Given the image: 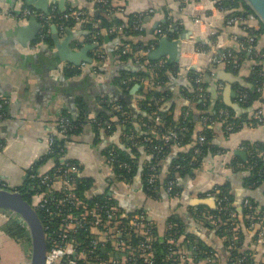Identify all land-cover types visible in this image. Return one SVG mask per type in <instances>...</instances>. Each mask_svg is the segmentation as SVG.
<instances>
[{"label":"crops","instance_id":"1","mask_svg":"<svg viewBox=\"0 0 264 264\" xmlns=\"http://www.w3.org/2000/svg\"><path fill=\"white\" fill-rule=\"evenodd\" d=\"M182 1L113 0L108 15L119 17L123 24L112 26L109 32L103 30V44L88 52L92 62H82L77 66L81 73L68 76L64 69L71 64L59 60L53 41L35 42L42 26L34 41H29V32L23 33L19 38L18 27L26 25L28 21L20 17V13L24 7H31L38 13L48 14L55 6L56 13L64 12L69 7H84L91 15L92 3L88 0H32L28 3L25 0H0V99L8 101L5 105L6 116L0 120V141L3 144L0 149V184L10 190L22 185L28 168L46 153L48 136L54 130L58 116L63 112L75 115L81 103L86 107L87 118L77 133L61 139L64 141L62 159L78 167L77 184H82L84 179L91 181V186L83 191L84 197L87 200L110 197L122 214L145 216V220L156 230L154 238H166L168 231L173 228L176 231L178 249H183L185 253L189 250L191 242L187 240L185 244L184 241L190 235L214 251L217 263L227 264L229 248L225 245V238L221 236L214 221L210 226L205 219H210V211L216 208L214 198L207 194L217 186L227 184L233 203L239 211L243 208L244 199L252 197L257 202V210L263 209L261 213L264 215V182L257 188H248L245 178L249 173L243 167L248 145H264V33L254 36V46L245 56L242 55L237 73L227 69L224 64H216L218 66L214 67L212 73L206 75L210 110L220 102L225 108L231 109V115L240 119L241 124L234 131L227 132L221 121L210 123L213 129L211 145L199 156L196 168H190V172L178 176L180 191L177 197L170 196L162 185L159 194L148 199L144 191L142 172L138 174L137 170L131 181L116 173L107 160L106 150L121 144L122 130H96L93 123V117L103 110L100 104L104 97L112 98L119 87L113 81L118 70L137 72L130 69L133 65L142 67L141 59L144 58L169 64L166 50L158 59L149 57L162 36L174 40L182 32H192V35L180 42L179 58L174 62L179 69L178 74H170L163 86V91L168 94L162 107L166 110L173 108L176 117L181 106L189 103L185 91L190 86V79L185 71L192 69V66L207 69L215 65L209 62L211 49L203 53L196 51L199 43L195 41L196 37L208 43V32L213 29L216 32L217 49L228 48L237 54L247 51L243 49V45L248 35L259 27L258 21L234 14L232 17L242 16V19L229 22L231 17L227 19V12L221 10L213 0H196L193 4ZM131 13L144 15L141 27L145 34L132 36L133 42L141 41L145 45L147 41L158 36L160 22L165 18L170 21L172 36L163 33L155 44L148 45V49H140L129 59L122 61L118 51L125 36L123 28L127 26L125 23ZM37 20L42 25L41 18L37 17ZM50 26V34L55 27L61 38L66 37L68 28L75 33V38L70 41L73 50H78L85 44L87 32L83 22L77 21L72 27L60 29L53 23ZM113 31L116 34L111 39L109 33ZM94 56L101 58L95 59ZM146 63L147 60H144V64ZM256 65H259L258 71L263 75L257 86L261 100L246 107L237 101L238 90L241 87H254L248 77L256 71ZM98 68L103 69L102 72ZM141 84L146 86L148 82L142 79L129 90V97L134 104ZM153 84L150 82L148 85ZM228 102L240 104L241 109L237 111L231 108ZM258 110L261 111V120H258L260 122H248L254 119ZM191 112L194 125L192 140H197L203 122L200 119L198 121V115H201L198 110L192 109ZM124 128L125 126L122 127ZM194 142L174 145L172 151L158 162L160 182H164L169 174L172 160L177 153L187 151ZM140 152L139 166L143 167L146 156L142 150ZM53 167L54 161L48 159L39 167L38 172H50ZM197 199L209 202L197 203ZM241 221L237 227L241 226L242 229V251L251 259L252 264H264V245L257 242L258 228L247 227L242 218ZM1 225L4 224L1 223L0 227ZM30 250L29 233L22 240L0 235L2 264L26 262L29 260ZM101 252L103 264H112L108 246L103 247Z\"/></svg>","mask_w":264,"mask_h":264},{"label":"trees","instance_id":"2","mask_svg":"<svg viewBox=\"0 0 264 264\" xmlns=\"http://www.w3.org/2000/svg\"><path fill=\"white\" fill-rule=\"evenodd\" d=\"M88 1L92 3L93 13L91 15H89V10L84 7H69L66 8L64 12H57L51 19L50 23H53L58 29L61 27H72L77 21L75 17L71 15V10H84L87 13V20L83 22L84 29L87 32L85 43L101 46L105 38L103 30L109 32V29L112 26L117 27L123 24V20L115 15H108V10L110 9L111 2L113 0H105V3L99 2L97 0ZM185 1L186 0H183L182 3ZM216 4L219 8L227 12V19L232 17L234 14L246 16V14L252 12L251 8L244 0H217ZM164 12L166 16V9H164ZM65 14L70 15L68 17H64ZM143 17L144 15L140 13H131L128 15V21L125 23L127 26L123 28V33L125 36L121 41V46L118 51L120 60H127L133 55L134 52H137L140 49H146L151 43L155 44L157 42L159 35H156L154 38L147 41V44L145 45L141 41L133 42L132 36L145 34V30L143 31L142 28L140 30L134 28V24L136 22H139L141 25ZM50 25L45 24L43 32H45L46 29L51 28ZM160 26L164 33H166L168 36H172L170 31V21L168 18H165L163 22H160ZM259 33H264V25L261 23V21L259 22V27L251 32V34L254 36ZM109 34V38L113 39L116 32L113 31ZM174 35L176 36L177 34ZM214 40L215 37L210 38L211 43H213ZM39 41L52 43L50 32L42 39L40 38L39 34L35 42ZM196 48L200 51L208 52L211 49V44L207 42H199L197 43ZM124 49L127 51H124ZM247 52L248 51H242L237 54L235 51H233L234 56L237 59V66H234L233 64H225V62L219 64H224L227 69L237 73L238 68L241 65V57L242 55L245 56ZM97 58L101 57L97 56ZM97 58L95 57V59ZM144 60H147L146 64H144ZM141 61L142 67L137 72H130L128 70L121 69L115 73L113 81L114 84L119 87H117V90L115 91L112 98L104 97V100L100 104L103 110L99 112L95 118L100 121L113 118L114 121H111L112 129L106 130L110 132L118 128L122 130L120 138L121 144H116L113 147L108 148L106 150V154L107 158H113L111 165L115 172L124 177L127 181H131L133 179V176L136 174L139 168V156L141 155L140 150H142V152L145 154L146 158H144V164L142 167V180L144 183V191L146 192L147 198L149 199L159 194L162 185L165 186L167 181L170 179L175 181L174 185L176 191H180V187L178 185V176H182V174L190 172V168H196L198 165L199 156L211 145L210 142L213 132L211 127L212 125H210V122L203 121L202 117L200 116L202 114H206L212 118H217L215 121H220V119L217 117V112L224 106H222L220 102H217L216 106L211 111L210 98L206 91V75L211 74L214 70V67L218 66L219 64L210 66L207 69L194 68L185 71L186 75H188L190 79V86L188 89H186L187 91H185V96L189 100V103L181 106L178 117H176L175 110L173 108L166 110L162 107V104L168 94L163 91L164 83L169 79L170 74H178L179 69L177 68V65L175 63L166 64L165 62H160L159 60H148L146 58L141 59ZM257 66L259 67V65H256V71L250 74L248 77V79L253 82L252 85H254V87H241L238 90L239 93L246 94L245 102H243V105L246 107L251 106L252 104L261 100L257 86L263 79V75H260V71H258ZM98 70L102 72L103 69L98 68ZM64 72L66 75L72 76L81 73V69L80 67L70 65L64 69ZM197 75L202 76V84L205 88L202 92L204 93L203 95L197 91L195 86L194 79ZM142 79H145L148 84H150L152 80L154 84L152 86L148 84L144 86L141 84L134 104L131 97H129V90L135 83H140ZM154 85L156 86L153 87ZM118 105L121 107L117 108ZM192 109L198 110L201 114L200 116L198 115V121L200 119V121L203 123L199 128L198 134L204 135L206 138L205 143L202 145L197 143L198 138L197 140H192V133L194 130L193 121L191 120L193 116V113L191 112ZM227 109L231 110L229 108ZM62 114L68 116L74 125V128L68 133V135L77 133L82 123H84V120L87 118L86 107H84L81 103L79 110L75 115H72L70 112H63ZM229 120L235 121L236 123V126H234L232 131L237 129L241 124V120L235 117H233V119L230 118ZM257 121L258 119L255 117L252 120L250 119V121L248 120V122L253 123L260 122ZM94 126L96 130L100 129L97 127V125H95V123ZM123 126H125L124 129H122ZM223 128H225L224 124ZM171 131L175 132L176 137L174 139L164 140L163 136ZM192 141H195L194 145L191 146L187 151H181L177 153V155L172 160L169 174L164 179V182H160L158 179L156 191H152L147 184V175L148 172H150L151 167L155 166L156 170L158 171V162H160L172 151L174 145H184ZM63 142V139H58L54 145V153H45L38 161L33 163L26 172L27 174L24 183L15 189L19 190L23 197L32 205H35L33 201V194L36 192V184L37 180L39 179L37 177H33L32 174H35L39 167L42 166L48 159H50V157H55L58 163V155L62 154L64 151ZM196 147H199V152H196ZM247 149L248 154L246 160L243 161V167L244 169L248 170L249 174L245 178V183L248 188H257L264 182V159L262 156L258 155L259 150H264V145L260 143H258V145H248ZM122 163L127 164L129 167H124ZM51 171H53V168ZM77 186L79 194L84 197L83 191L91 186V181H89V179H84L83 183H79ZM216 188L221 189L222 192L226 193L229 197V201H227V204H225L226 210H219L216 207L210 211L211 218L205 219L209 221L208 224L210 226L213 225L212 221H214V223L219 228L221 236L225 238V245H227L229 248L227 250L229 252V260L227 264H252L251 259L248 258L246 253L241 249L243 243L242 229L241 226L240 228L237 226L240 222H242V218L243 223L247 227H250V216L256 212L261 213L263 209H260V211L257 210V202L254 200V198L249 197L251 201L250 206L243 207L242 210L239 211L237 206L233 203V198L230 194L227 184L219 185ZM11 190L13 189L11 188ZM169 195L171 196V194ZM231 211L235 214L234 218H231L230 216ZM38 213L40 217H42L41 211ZM169 219L174 220L173 218ZM146 222L149 223L147 220ZM173 230L175 231V229ZM152 231L154 235V232H156L154 226H152ZM233 233L238 237L236 244L232 243L230 240L233 236ZM0 235L7 238L22 240L23 238L27 237L28 231L24 224L15 220H9L0 227ZM174 236H176V233ZM124 238L135 247L140 241L145 240V235L139 234L136 231H129ZM187 238L188 239H185L184 241L185 244L187 243V240H189L195 245L194 262L192 261L190 264H196L195 262H197L199 258L209 255L216 257L214 251L207 245L202 244L200 241L194 240L193 236L191 237L188 235ZM151 243L155 250V253L152 256L154 260L153 264H174L178 261L179 256L184 253L183 249L180 248L177 249V252L175 253V249H173L174 245L169 243L167 238H153ZM188 249L191 251L190 246ZM139 260L140 259L138 258V261ZM215 263L219 264L217 261Z\"/></svg>","mask_w":264,"mask_h":264},{"label":"built area","instance_id":"3","mask_svg":"<svg viewBox=\"0 0 264 264\" xmlns=\"http://www.w3.org/2000/svg\"><path fill=\"white\" fill-rule=\"evenodd\" d=\"M105 3V0H97ZM188 4H193L196 0H186ZM216 4L217 0H213ZM217 5V4H216ZM221 9V8H220ZM55 6L50 13L43 14L38 13L31 7H24L20 13V17L28 19L30 16L41 18L42 29L40 31V38L42 39L49 33V29L43 32L45 24H50L51 19L56 14ZM152 10V9H150ZM222 10V9H221ZM76 21L85 22L86 11L84 10H71ZM70 14H65L64 17H68ZM246 17L260 22L258 16L252 11L246 14ZM242 16H235L229 19V22L241 20ZM160 26V25H159ZM135 29H141L140 23L134 24ZM158 34L163 35L161 26L158 28ZM216 32L212 29L208 32V38L215 37ZM211 55L209 57L210 64H233L237 66V59L231 49H217L218 44L216 40L211 43ZM254 43V35L249 34L243 45V49L248 52L252 50ZM198 52H207L200 51ZM153 83V81L151 80ZM197 91L200 94L204 91L202 84V76L197 75L194 79ZM201 95V96H202ZM246 94L238 92L237 101L240 104L245 102ZM6 99H0V120L5 115ZM121 106L118 105L117 108ZM218 118L225 125L227 132H231L236 126L230 111L227 108H220L218 110ZM202 119L206 122L212 123L217 118H212L209 115L202 114ZM258 120H261V111L255 112V116ZM93 123L99 128L111 130V121L113 118L100 121L93 117ZM74 128L70 118L64 114H60L57 118L54 130L49 133L46 153H54V145L56 141L62 137H66L69 132ZM164 140L174 139L176 137L175 132L171 131L164 135ZM206 138L204 135H199L197 143L199 145L204 144ZM3 145L0 141V149ZM62 151V150H61ZM196 152H199V147H196ZM60 153V152H59ZM258 155L264 159V150H259ZM54 161L53 171L46 173L32 174L33 177L39 178L36 184V192L33 194L34 207L42 213V222L45 229L47 238V253L45 258V264H103L102 248L108 246L111 254L112 264H153L152 258L155 253L152 245V239L154 238L152 226L146 222L145 216L142 214L137 215H125L119 212L116 204L110 197L104 196L101 198H95L93 200H87L79 194L77 186V173L78 167L69 161L62 159V154L58 155V163L55 157H50ZM111 164L113 158H107ZM124 167H129L127 164L122 163ZM158 181V173L155 166L151 167L150 172L147 175V184L152 191H156ZM175 181L170 179L164 186L165 191L171 194L172 197L178 196V191L175 189ZM0 187L5 186L0 184ZM207 195H211L216 203V207L219 210H226V202L229 201V197L226 193H223L221 189L215 188ZM251 204L248 198L244 199L242 207H249ZM231 218L235 217L234 212H230ZM211 218V215L209 216ZM250 227H257V242L264 245V215L262 213H253L250 216ZM9 220H15L19 223L24 222L14 214H7L0 212V224H5ZM25 225V224H24ZM2 226V225H1ZM235 228V227H234ZM170 229L167 235V241L174 245L172 251L175 253L178 249V241L174 234L176 231ZM129 231H136L139 234L145 235V240L140 241L135 247L128 242L124 237ZM123 237V238H122ZM237 235L233 233L230 239L232 243L236 244ZM172 249V248H171ZM190 250L186 253H182L178 261L174 264H190L194 262L195 257V245L191 243ZM216 255V254H215ZM138 258L140 259L138 261ZM217 256H206L199 258L196 264H216ZM218 262V261H217ZM16 264H28L26 262H20Z\"/></svg>","mask_w":264,"mask_h":264},{"label":"water","instance_id":"4","mask_svg":"<svg viewBox=\"0 0 264 264\" xmlns=\"http://www.w3.org/2000/svg\"><path fill=\"white\" fill-rule=\"evenodd\" d=\"M27 3L32 0H25ZM251 10L258 16L261 23L264 25V0H244ZM41 24L38 22L35 16L28 17L26 25H20L17 29L18 36L23 33L29 32V41H34L36 35L41 28ZM51 38L54 44V48L58 54V58L61 62L71 64L73 66H80L82 62L91 63L92 57L88 56V52L97 46L95 44L85 43L78 50H73L70 46V41L75 38V33L71 29H67V35L61 38L56 28L53 27ZM154 31V29H153ZM192 35V32H182L179 37L174 40H169L166 36L159 38L157 47L149 54L150 59H158L164 50L168 53L167 63H174L179 58L180 42ZM196 42H203L200 37L195 38ZM140 65H133L130 70H140ZM196 68L195 66L191 67ZM230 75V74H229ZM231 76V75H230ZM232 77V76H231ZM228 106L239 111L241 109L240 104L228 102ZM142 165L139 166L138 174L142 172ZM197 203L208 204L209 201L204 199H197ZM0 212L7 214H14L18 216L25 224L30 238V256L28 264H45V258L47 253V238L42 219L30 202H28L19 190H10L4 187H0Z\"/></svg>","mask_w":264,"mask_h":264},{"label":"rangeland","instance_id":"5","mask_svg":"<svg viewBox=\"0 0 264 264\" xmlns=\"http://www.w3.org/2000/svg\"><path fill=\"white\" fill-rule=\"evenodd\" d=\"M0 264H2V263L0 262Z\"/></svg>","mask_w":264,"mask_h":264}]
</instances>
